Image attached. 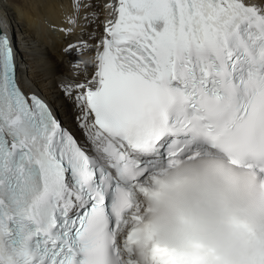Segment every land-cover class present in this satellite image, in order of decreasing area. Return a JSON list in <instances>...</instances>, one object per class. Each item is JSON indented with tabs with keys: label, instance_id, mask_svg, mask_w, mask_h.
<instances>
[{
	"label": "snow or ice",
	"instance_id": "6c2138e0",
	"mask_svg": "<svg viewBox=\"0 0 264 264\" xmlns=\"http://www.w3.org/2000/svg\"><path fill=\"white\" fill-rule=\"evenodd\" d=\"M31 2L81 28L57 84L75 128L0 23V264H264V211L168 178L217 156L264 182V0Z\"/></svg>",
	"mask_w": 264,
	"mask_h": 264
},
{
	"label": "bare ground",
	"instance_id": "6f19581e",
	"mask_svg": "<svg viewBox=\"0 0 264 264\" xmlns=\"http://www.w3.org/2000/svg\"><path fill=\"white\" fill-rule=\"evenodd\" d=\"M18 1L19 4H14L12 9H9V5L6 7L0 3V23H3L5 28H12L11 19L18 23V29L12 30L19 36L18 51L21 62L25 65L20 75L54 108L59 105L64 119L70 126H74L71 121V106L64 100L57 84L64 74L70 73L69 65L60 62V59L65 55L63 49L69 43L80 39L79 27L76 28L75 34L65 36L64 32L59 30L69 26L64 19L65 9L53 5L39 11L31 0ZM80 23L83 24L82 21ZM52 25H55V28ZM79 58L87 60L89 56L85 53ZM22 86L26 91L29 90L25 83H22Z\"/></svg>",
	"mask_w": 264,
	"mask_h": 264
},
{
	"label": "clouds",
	"instance_id": "9594fccd",
	"mask_svg": "<svg viewBox=\"0 0 264 264\" xmlns=\"http://www.w3.org/2000/svg\"><path fill=\"white\" fill-rule=\"evenodd\" d=\"M178 172L211 180L228 190L237 204L264 211V182L256 179L248 170L231 165L226 159L200 156L194 160H182L178 168L171 170L168 178ZM137 250L139 252V248Z\"/></svg>",
	"mask_w": 264,
	"mask_h": 264
},
{
	"label": "rangeland",
	"instance_id": "374dc122",
	"mask_svg": "<svg viewBox=\"0 0 264 264\" xmlns=\"http://www.w3.org/2000/svg\"><path fill=\"white\" fill-rule=\"evenodd\" d=\"M0 3H2V4H4L6 7L8 6L9 7V9H12L13 8V5L14 4H19V1L18 0H0ZM83 22V21H82ZM10 23L12 24V28H14V30L15 29H18V23H16V21L13 19H11L10 20ZM82 24V23H81ZM16 25V26H15ZM80 31H81V28L79 27L78 28V36H80L79 35V33H80ZM81 38V37H80ZM70 57V58H69ZM65 58V59H64ZM78 59V57H73V56H69V55H67L66 53H65V55L63 56V59H62V57H61V59H60V62H64L66 65H70L69 63L71 62V61H73V60H75V59Z\"/></svg>",
	"mask_w": 264,
	"mask_h": 264
}]
</instances>
